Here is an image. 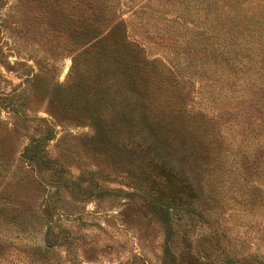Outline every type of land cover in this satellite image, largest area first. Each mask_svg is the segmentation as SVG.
<instances>
[{"label": "rangeland", "instance_id": "rangeland-1", "mask_svg": "<svg viewBox=\"0 0 264 264\" xmlns=\"http://www.w3.org/2000/svg\"><path fill=\"white\" fill-rule=\"evenodd\" d=\"M180 1L0 0V264H264V79L189 44Z\"/></svg>", "mask_w": 264, "mask_h": 264}, {"label": "trees", "instance_id": "trees-1", "mask_svg": "<svg viewBox=\"0 0 264 264\" xmlns=\"http://www.w3.org/2000/svg\"><path fill=\"white\" fill-rule=\"evenodd\" d=\"M49 0H44L47 3ZM59 3V0H55ZM77 8L79 12H84V5L86 9L92 10V13L96 12L90 7H97V0H68ZM102 1V0H100ZM170 3L166 7L172 6V10L177 9V2ZM189 5L192 3L203 4L201 7V14L198 12L197 19L184 23L187 29L193 32H197L198 36L195 38L190 37L188 43L197 47L199 45L215 46V51L218 55H221V62L219 65L226 68H232L233 66L242 68L245 72H251V75L264 79V0H184ZM183 4V3H182ZM58 6V5H57ZM97 8L96 17L100 20H105L109 15L105 11L101 10L102 7ZM59 7V6H58ZM62 9L61 7H59ZM82 8V9H81ZM186 8V7H185ZM66 11V10H65ZM63 9L60 15L64 17L66 14ZM176 12V11H175ZM81 14V13H80ZM176 13L175 17L178 19ZM202 15V16H201ZM93 15H90L91 17ZM94 17V16H93ZM92 18V17H91ZM93 20L97 21L94 17ZM179 20V19H178ZM178 20H172L177 22ZM197 20V22H195ZM101 22V21H100ZM121 23L117 24L113 28V32L116 36L121 38L120 31ZM91 26V27H90ZM89 29H82L79 27V34L76 35V41L82 42L87 38H92L91 43L95 40V45L106 49L107 54L113 57L116 61L127 62L131 59V63L135 65L144 66V57L141 55V49L136 43H130L126 39L123 40L124 45L122 48L115 47V49L107 48L109 38H100L97 33V29L90 25ZM120 40V39H118ZM106 41V42H104ZM121 42V41H120ZM206 43V44H205ZM234 50L236 54L242 53L245 57L236 56L232 59L228 56L231 50ZM113 50V51H112ZM125 59V60H124ZM129 63V62H128ZM239 70V69H238ZM139 72V71H137ZM194 84L191 79H184ZM50 140L47 136H43L34 140L26 149L25 157L32 162H37L41 165L49 166L50 161L47 158L46 144Z\"/></svg>", "mask_w": 264, "mask_h": 264}]
</instances>
